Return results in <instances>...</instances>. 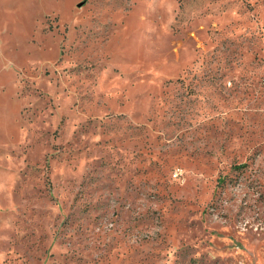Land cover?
Masks as SVG:
<instances>
[{
    "label": "rangeland",
    "instance_id": "1",
    "mask_svg": "<svg viewBox=\"0 0 264 264\" xmlns=\"http://www.w3.org/2000/svg\"><path fill=\"white\" fill-rule=\"evenodd\" d=\"M0 264H264V0H0Z\"/></svg>",
    "mask_w": 264,
    "mask_h": 264
}]
</instances>
